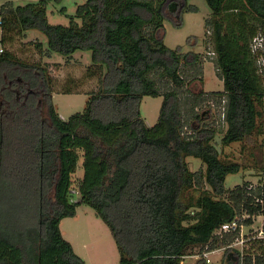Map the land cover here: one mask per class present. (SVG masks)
<instances>
[{
  "label": "trees",
  "instance_id": "16d2710c",
  "mask_svg": "<svg viewBox=\"0 0 264 264\" xmlns=\"http://www.w3.org/2000/svg\"><path fill=\"white\" fill-rule=\"evenodd\" d=\"M52 1L2 3L1 42L39 29L67 61L91 51L86 74L100 87L65 119L47 65L0 54V264H86L60 228L81 203L109 226L120 264H181L208 244L226 247L224 263L264 264V239L242 254L230 246L239 229L215 234L244 213L246 225L264 215V187L225 186L243 166L222 158L215 143L219 134L225 146L264 135V78L253 45L264 37V0H206L209 55L224 83L211 93L189 89L204 78L201 55L160 35L166 11H196L187 0H87L68 24L50 23ZM146 95L164 97L153 126L141 114ZM188 156L202 160L200 169ZM81 158L84 174L74 183Z\"/></svg>",
  "mask_w": 264,
  "mask_h": 264
},
{
  "label": "rangeland",
  "instance_id": "374dc122",
  "mask_svg": "<svg viewBox=\"0 0 264 264\" xmlns=\"http://www.w3.org/2000/svg\"><path fill=\"white\" fill-rule=\"evenodd\" d=\"M35 0H0V6L4 2L14 5L25 4ZM87 0H59L52 1L48 5V18L52 24H68L70 17L76 13L79 4ZM189 6H195L196 11L185 9L181 16H177L166 11L165 29L160 32L164 42L171 48L182 46L184 50H193L201 55L203 61V80H194L189 83L192 93L204 91L211 93L222 90L224 83L218 74L213 63L212 55H209L211 47L210 33H207L206 21L212 16L211 9L206 0H187ZM1 39V26H0ZM43 43L39 47L37 42ZM1 42V40H0ZM255 56L259 66V71L264 78V52L260 47L264 46V37L260 35L253 40ZM1 49H3L1 51ZM45 50L47 52H45ZM9 51L17 57L29 62L45 64L51 77L53 87V98L55 107L60 115L68 119L76 112H81L87 105L90 98L89 92L98 91L100 87L99 78H88L86 72L88 65L92 63L91 51H76L70 61L67 57L51 51L48 47L47 36L39 29H29L27 34L16 31L7 34L4 42L0 43V54ZM70 89L72 93H64ZM163 96L146 95L141 101V114L149 126H153L159 119L163 106ZM206 105H209L206 103ZM214 116L218 119V108L212 105ZM213 120L210 119L209 122ZM223 120L222 116L221 119ZM222 127V123L220 124ZM217 135L215 143L224 159L238 161L243 168L237 173H231L225 181L226 187H235L248 181L251 186L264 187V135L255 136L252 140L245 142H233L230 145H222ZM192 170H198L202 166V160L194 156H188ZM83 158H81L77 172L74 174V183L84 174ZM74 201L79 200L76 193ZM249 217L248 214L238 216L239 222ZM251 225L243 226L242 237L244 243L236 244L242 254L256 252L252 240L256 230L264 224V215H254ZM60 228L63 236L72 242L75 251L86 260V264H120V252L109 226L87 204L81 203L77 206V213L61 220ZM221 236V235H220ZM239 235V238H242ZM216 251L210 255V264H228L223 262L226 247L214 248ZM203 248L195 247L191 249L182 264H199Z\"/></svg>",
  "mask_w": 264,
  "mask_h": 264
},
{
  "label": "built area",
  "instance_id": "2783aa9c",
  "mask_svg": "<svg viewBox=\"0 0 264 264\" xmlns=\"http://www.w3.org/2000/svg\"><path fill=\"white\" fill-rule=\"evenodd\" d=\"M2 50L3 49H1V51ZM210 54H213V53H210ZM243 226H245V225L243 223H239L238 218H236L233 222H228V223H224L223 225H221V227L216 230L215 234L223 236L225 233L236 231V230L239 229L240 230V235L242 237ZM243 237L242 238L237 237L236 240L234 242H232V244L230 246L234 247V245H236V244L244 243ZM253 238L254 239H264V224H262L256 230V234L254 235ZM215 251H216L215 249H210V246L208 244V245L205 246L203 251H201L200 256L203 259H206L207 263H211L212 259H211L210 255L212 254V252H215ZM186 257H187V255L184 256L183 259L186 258Z\"/></svg>",
  "mask_w": 264,
  "mask_h": 264
},
{
  "label": "crops",
  "instance_id": "0c3cea01",
  "mask_svg": "<svg viewBox=\"0 0 264 264\" xmlns=\"http://www.w3.org/2000/svg\"><path fill=\"white\" fill-rule=\"evenodd\" d=\"M1 35H2V32H1ZM1 40V39H0ZM0 43H2V42H0Z\"/></svg>",
  "mask_w": 264,
  "mask_h": 264
}]
</instances>
